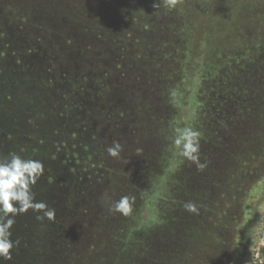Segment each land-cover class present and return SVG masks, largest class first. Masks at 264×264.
Wrapping results in <instances>:
<instances>
[{
    "label": "rangeland",
    "instance_id": "374dc122",
    "mask_svg": "<svg viewBox=\"0 0 264 264\" xmlns=\"http://www.w3.org/2000/svg\"><path fill=\"white\" fill-rule=\"evenodd\" d=\"M51 6L69 19L66 33L84 43V64L99 83L97 92L89 88L86 107L93 118L88 128L95 119L100 130L103 166L93 205L103 216L94 218L96 233L50 231L39 258L264 264V0H54ZM188 88L195 89L190 127L200 134L203 168L172 144ZM109 103L132 113L120 117L118 108L108 125ZM117 141L122 151L112 157L107 149ZM170 160L176 170L162 182L161 224L130 234L135 212ZM123 196L134 198L127 216L110 211ZM188 202L197 212L185 209Z\"/></svg>",
    "mask_w": 264,
    "mask_h": 264
},
{
    "label": "trees",
    "instance_id": "16d2710c",
    "mask_svg": "<svg viewBox=\"0 0 264 264\" xmlns=\"http://www.w3.org/2000/svg\"><path fill=\"white\" fill-rule=\"evenodd\" d=\"M38 1L0 0V160L17 154L43 163L44 174L31 191L35 201L44 202L49 208L53 205L55 218L37 219L42 212L32 210L15 216L11 239L19 243L12 250V259L0 258V264H52L42 261L38 254L39 245L50 231L63 235L71 230L74 234L96 233L98 223L94 218L103 216L93 205L99 196L98 170L84 175L85 171L76 170L72 162V158L79 163L85 161L83 153L89 137L92 147L99 150L98 122L93 120L95 127L90 131L88 121L93 118L86 107L89 88L97 92L99 83L87 72L84 43L77 44L65 31L67 16L51 6L54 0ZM161 83L162 79L157 78L156 84ZM147 85H151V80ZM193 90L187 89L188 97L184 94L185 100L176 109L177 127L192 125ZM118 108L122 110L120 117L132 113L129 108H116L109 103L104 114L108 125H112ZM174 162H167L161 182L145 195L131 219L130 234L161 224L157 201L164 200L162 182L176 170Z\"/></svg>",
    "mask_w": 264,
    "mask_h": 264
},
{
    "label": "clouds",
    "instance_id": "9594fccd",
    "mask_svg": "<svg viewBox=\"0 0 264 264\" xmlns=\"http://www.w3.org/2000/svg\"><path fill=\"white\" fill-rule=\"evenodd\" d=\"M175 3V0H171ZM174 143L179 147V155L197 163L198 168H203L200 164L198 152L200 148L199 133L191 127L176 128ZM122 151L120 143L114 142L113 146L107 149L112 157H119ZM142 149H137L141 153ZM44 174L43 163L35 159H22L17 154H11L9 158L0 160V258L4 260L12 259V250L18 246V241L11 239V229L15 224V216L26 214L29 210L42 212L37 219L49 220L55 218V210L51 209L44 202L35 201L31 187ZM134 198L123 196L116 201L110 211L118 212L125 216L132 211ZM185 209L189 212H197L196 206L188 202Z\"/></svg>",
    "mask_w": 264,
    "mask_h": 264
},
{
    "label": "flooded vegetation",
    "instance_id": "af4514ba",
    "mask_svg": "<svg viewBox=\"0 0 264 264\" xmlns=\"http://www.w3.org/2000/svg\"><path fill=\"white\" fill-rule=\"evenodd\" d=\"M89 141H86V146L84 147V157L83 160H85L82 163H79L78 161H75L74 158H72L73 166L77 170L78 168H81V170H84V175H93V172L95 173L98 170L102 168L103 166V158H102V149L99 148V150H96L92 147L91 137L88 139ZM106 156V152L104 153ZM98 157L100 160H98ZM107 157V156H106Z\"/></svg>",
    "mask_w": 264,
    "mask_h": 264
}]
</instances>
